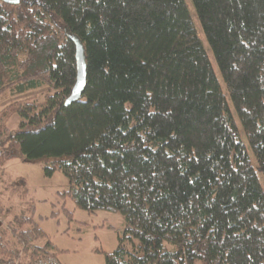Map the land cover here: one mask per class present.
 I'll return each mask as SVG.
<instances>
[{
	"label": "trees",
	"instance_id": "16d2710c",
	"mask_svg": "<svg viewBox=\"0 0 264 264\" xmlns=\"http://www.w3.org/2000/svg\"><path fill=\"white\" fill-rule=\"evenodd\" d=\"M191 2L247 142L186 0L0 1V96L54 92L18 108L19 132L0 128V161L48 160L64 200L122 215L106 264H264V0ZM67 30L88 68L71 106ZM22 209L0 227V264L60 262L38 245L36 205Z\"/></svg>",
	"mask_w": 264,
	"mask_h": 264
},
{
	"label": "rangeland",
	"instance_id": "374dc122",
	"mask_svg": "<svg viewBox=\"0 0 264 264\" xmlns=\"http://www.w3.org/2000/svg\"><path fill=\"white\" fill-rule=\"evenodd\" d=\"M186 1L205 51L213 62L229 105L233 109L238 128L242 133V140L247 142L192 2ZM52 95L54 92L49 86L21 96L4 93L0 96V128L8 130L11 134L19 132L22 119L18 115V108L33 104L43 106L46 99ZM47 164L48 160L30 163L21 158H15L6 164L0 161V208H2L0 227L8 226L15 216L22 212L26 203H32L36 205L35 222L47 235V240H41L38 245L44 246L47 241H51L58 249L57 259L61 264H106L105 253H113L118 249L119 238L126 228L123 216L107 211L89 214L78 209L72 200H64L60 194L70 188V181L61 172L53 177L46 176ZM20 181L25 183V188L19 187L22 189L21 192L27 191L22 199L14 193L17 190L14 187H17ZM262 184L264 186L263 179ZM67 212L72 213V220Z\"/></svg>",
	"mask_w": 264,
	"mask_h": 264
},
{
	"label": "water",
	"instance_id": "95a60500",
	"mask_svg": "<svg viewBox=\"0 0 264 264\" xmlns=\"http://www.w3.org/2000/svg\"><path fill=\"white\" fill-rule=\"evenodd\" d=\"M1 2L5 4H9L12 6H19L20 0H0ZM66 35H68L69 39L72 41L74 46H76V68H77V82L75 87L73 88V93L72 95L66 100V106H71L73 104L78 103L80 101L85 92H86V87H87V73H88V68H87V56H86V51H85V46L82 44V41L74 35H71L70 32L67 30Z\"/></svg>",
	"mask_w": 264,
	"mask_h": 264
},
{
	"label": "built area",
	"instance_id": "2783aa9c",
	"mask_svg": "<svg viewBox=\"0 0 264 264\" xmlns=\"http://www.w3.org/2000/svg\"><path fill=\"white\" fill-rule=\"evenodd\" d=\"M6 264H60L59 261L51 258H40L39 260H34V261H23L22 259H17L15 260H11L6 262Z\"/></svg>",
	"mask_w": 264,
	"mask_h": 264
}]
</instances>
